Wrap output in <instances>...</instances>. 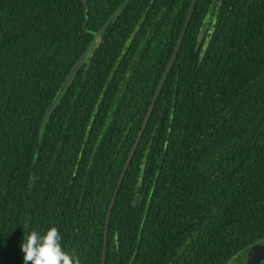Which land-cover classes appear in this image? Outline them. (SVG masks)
I'll return each instance as SVG.
<instances>
[{
	"label": "trees",
	"instance_id": "trees-1",
	"mask_svg": "<svg viewBox=\"0 0 264 264\" xmlns=\"http://www.w3.org/2000/svg\"><path fill=\"white\" fill-rule=\"evenodd\" d=\"M191 3L0 0V264L52 226L103 263ZM263 239L264 0H198L105 264H226Z\"/></svg>",
	"mask_w": 264,
	"mask_h": 264
},
{
	"label": "water",
	"instance_id": "water-1",
	"mask_svg": "<svg viewBox=\"0 0 264 264\" xmlns=\"http://www.w3.org/2000/svg\"><path fill=\"white\" fill-rule=\"evenodd\" d=\"M86 6H87V0H84ZM198 0H192V3H191V6H190V9H189V12H188V15H187V18L185 20V24L183 26V29L181 31V34H180V37H179V40L174 48V51H173V54L167 64V67L160 79V82H159V85L157 87V90L155 92V95L152 99V102H151V105L149 107V110L146 114V117L143 121V124H142V128L136 138V141L129 153V156L127 158V161H126V164L124 166V169L121 173V176L119 178V181H118V184H117V187H116V190H115V194H114V197H113V200H112V203L110 205V208H109V211H108V214H107V219H106V225H105V240H104V251H103V263L102 264H105L106 262V253H107V243H108V226H109V219H110V216H111V212H112V208L114 206V203H115V200L117 198V195L119 193V189L121 187V184L123 182V179L125 177V174H126V171L128 170L129 166H130V163L134 157V154L137 150V147L141 141V138H142V135L148 125V122H149V119L151 117V114H152V111L155 107V104H156V101L158 99V96H159V92L160 90L162 89L163 87V84L169 74V71L176 59V56L181 48V45L183 43V40H184V37L187 33V30H188V27L190 25V21L192 19V16H193V12H194V9L196 7V4H197ZM87 23V21H86ZM85 23V24H86ZM98 33V32H96ZM82 63V60L79 61L72 69V71L70 72L67 80L65 81L64 85L62 86L59 94L56 96L55 100L52 102V104L50 105V107L48 108V111H47V115L50 113L51 109L57 104L58 100L60 99L62 93L64 92V90L66 89V87L68 86V84L70 83V81L72 80L73 76L75 75L78 67L81 65ZM264 261V239L259 241L258 243L254 244L251 246V248L249 249L248 253H247V264H261L262 262Z\"/></svg>",
	"mask_w": 264,
	"mask_h": 264
},
{
	"label": "clouds",
	"instance_id": "clouds-1",
	"mask_svg": "<svg viewBox=\"0 0 264 264\" xmlns=\"http://www.w3.org/2000/svg\"><path fill=\"white\" fill-rule=\"evenodd\" d=\"M61 239L55 226L47 229L43 235L32 230L21 245L24 264H80L74 252L70 254L62 248Z\"/></svg>",
	"mask_w": 264,
	"mask_h": 264
},
{
	"label": "rangeland",
	"instance_id": "rangeland-1",
	"mask_svg": "<svg viewBox=\"0 0 264 264\" xmlns=\"http://www.w3.org/2000/svg\"><path fill=\"white\" fill-rule=\"evenodd\" d=\"M226 264H247V253L241 252Z\"/></svg>",
	"mask_w": 264,
	"mask_h": 264
}]
</instances>
